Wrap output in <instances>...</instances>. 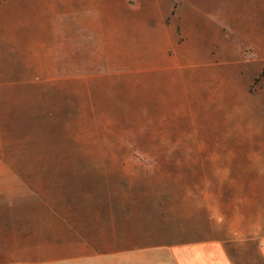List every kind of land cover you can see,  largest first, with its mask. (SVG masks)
<instances>
[{
  "label": "crops",
  "instance_id": "1",
  "mask_svg": "<svg viewBox=\"0 0 264 264\" xmlns=\"http://www.w3.org/2000/svg\"><path fill=\"white\" fill-rule=\"evenodd\" d=\"M216 1L211 11L192 0H122L105 20V75L162 106L196 111L200 101L238 115L249 106L251 137L234 141L249 169L234 170L233 186L106 178L72 191L0 170V264H264V80L250 92L264 73V10L255 11L264 0Z\"/></svg>",
  "mask_w": 264,
  "mask_h": 264
},
{
  "label": "rangeland",
  "instance_id": "2",
  "mask_svg": "<svg viewBox=\"0 0 264 264\" xmlns=\"http://www.w3.org/2000/svg\"><path fill=\"white\" fill-rule=\"evenodd\" d=\"M121 2L0 0V170L29 171L69 191L106 185V178L179 189L233 186L234 170L250 165L234 155L235 139L251 137L249 106L241 115L200 101L196 111L167 107L152 91L109 81L105 20ZM192 2L211 11L220 5ZM256 7L264 10L260 1ZM263 80L264 73L250 92ZM248 148L241 146L243 157Z\"/></svg>",
  "mask_w": 264,
  "mask_h": 264
},
{
  "label": "trees",
  "instance_id": "3",
  "mask_svg": "<svg viewBox=\"0 0 264 264\" xmlns=\"http://www.w3.org/2000/svg\"><path fill=\"white\" fill-rule=\"evenodd\" d=\"M136 158H137V160H139L140 162H143V163L145 162L144 159H143L142 157H136Z\"/></svg>",
  "mask_w": 264,
  "mask_h": 264
}]
</instances>
